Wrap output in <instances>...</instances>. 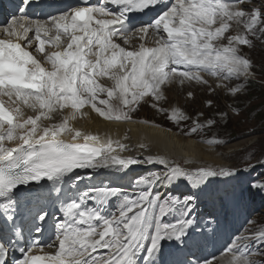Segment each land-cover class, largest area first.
Here are the masks:
<instances>
[{
  "label": "snow or ice",
  "instance_id": "1",
  "mask_svg": "<svg viewBox=\"0 0 264 264\" xmlns=\"http://www.w3.org/2000/svg\"><path fill=\"white\" fill-rule=\"evenodd\" d=\"M31 4L20 0L15 8L19 15L0 24V215L5 221L0 227V264H164L166 249L187 246L195 223L189 217L199 193L213 183L210 178L236 180L239 171L188 169L159 154L143 159L114 154L129 151V145L86 133L70 122L87 116L86 106L108 121L131 120L149 99L151 106L164 111L158 104L167 99L165 89L175 81L239 97L255 75L253 61L242 50L264 40V0L258 6L256 0H98L95 5L81 0L82 6L43 20L27 14ZM158 8L163 10L151 22L136 20V14ZM202 73L215 79L214 87ZM205 104L212 108L214 101ZM239 111L231 107L232 113ZM228 116V111L218 110L204 123L193 120L185 134L216 126L215 117ZM168 119L180 124L190 117L173 107ZM65 135H71L72 142L63 139ZM80 138L83 142H76ZM138 148L148 152L150 146L140 143ZM136 164H158L163 170L137 177L132 193L92 187L67 198L58 209L62 219L50 242L43 239L41 226L48 213L40 209L32 217L38 222L32 229L35 235L21 246L23 233L15 222L21 189L44 180L58 184L77 169L127 170ZM185 182L198 192L182 201L170 191L158 192V186L178 189ZM112 197L121 202L107 215L100 206L85 204L90 200L102 205ZM176 205H181L179 218L164 222ZM17 251L20 257L9 260ZM225 253L227 264H264L255 258L264 257V228L236 237Z\"/></svg>",
  "mask_w": 264,
  "mask_h": 264
},
{
  "label": "bare ground",
  "instance_id": "2",
  "mask_svg": "<svg viewBox=\"0 0 264 264\" xmlns=\"http://www.w3.org/2000/svg\"><path fill=\"white\" fill-rule=\"evenodd\" d=\"M97 3L98 0H94L90 4L95 5ZM162 10L163 8H159L158 11L152 13L150 15V18L148 19H146V17L141 19V17L136 16V20L140 23H149ZM235 27L236 26H234V31ZM133 43L138 45L139 41L134 40ZM202 75L209 81L210 85H215V80L206 76L207 73H202ZM173 83L175 84V86L169 85L165 89L167 99L160 101L158 104V107L162 109L164 107L163 105L173 103L170 101L175 97L176 103H174L175 105H169L168 114L173 107L181 108L182 97L180 94V90L186 91L190 88L196 89L198 86H203L202 84L196 82H185L183 85H181L178 81H175ZM171 88H177L175 91L173 90V94ZM148 101L153 102L151 99H149ZM113 103H116V101H113ZM147 104L148 103H142L139 107L147 108ZM151 105L152 104L150 103V106ZM153 110L156 109L153 108ZM84 111L88 112L89 114L87 116L78 115L77 119L71 121L70 123L74 127L80 128L86 133L99 134L102 138L110 137L113 140H121L123 143L129 145V151L119 152V150H117V152L114 154L133 157L139 156L141 159L149 154L165 155L169 160H173L180 165L183 164V166L188 169L196 167H212L216 169L220 167H226L220 164V159L219 157L215 156V153H212L210 151L208 153L206 150H209V148L207 146L205 147L201 145V143H198L194 136L184 137L185 134L184 136H181L180 134L173 131L174 128L168 126V124L164 123L158 118L157 121L153 117V119L151 117L149 118L146 112H144L145 115H136L139 118H136L134 116L135 113H132V119L129 121H108L99 117L87 106L84 108ZM59 119L60 117L58 116L57 120ZM124 137H127V139H124ZM63 139H71V135H65ZM76 142H83L82 138H80ZM140 143L149 144V151L145 152L143 149H139L138 145ZM162 170L163 167L158 164H136L132 165L127 170L116 168H101L92 170L77 169L73 174H70V178H66L58 184L54 185L52 184V182L44 180L39 184L30 185L29 190L21 189V193L18 199V205L16 207V216L18 215V213L22 214L24 220L22 219L21 222L24 221V224L20 225L26 227L25 221H28L31 224L38 223L34 222L33 220L30 221V219L35 216L40 209H43L48 213V222H43L42 224L44 227H46V235L48 236V230L51 229L52 224L55 225L60 219H62V214L58 211V209L61 207L62 202L67 198H76L84 191L92 187H114L119 188L127 193H132L136 191V189L132 188V183L137 177L148 175L149 173H159ZM77 176H79L80 179H77ZM210 179L213 181V183L208 184L207 188L203 192L199 193V197L196 202L199 206V209L192 214V217H189L195 218V223H199L202 220L199 212L200 208L203 210V214H206V212H212L214 209L213 207L219 206L218 200H220L221 198H219L220 193H223L224 189L229 188L228 185L230 178L228 177L217 176ZM189 186L190 185H188L187 182L179 185L178 189H166L164 187L158 186V192L160 194H166L169 191L171 193L178 190L186 191ZM193 190L194 192H198L197 189ZM120 202L121 198L112 197L102 205H100L99 201L90 200L86 201L85 204L87 207L100 206L104 214L107 215L116 212ZM0 203H3V201H0ZM241 208L242 206L240 203V199L237 198L235 208H233V210L236 211L237 209H239L241 211ZM164 222L174 223L175 219L171 217L167 219V216H165ZM222 222L224 223V221ZM195 223L192 229H190L191 236L187 242V246L185 247L181 245L179 246V248L166 249L165 255L163 257L164 264H180L185 260H190L185 256L193 252H197L198 255L202 257L203 260H205L207 256L210 255V251H208L203 246L204 237L208 241L218 240L217 253L220 252L219 255L212 257L207 261H210L211 264H227V254L225 252H222L221 250L226 246V240L229 239L230 231L232 232L234 230V227H226V229L223 231H210L204 234L202 233V231L198 230L195 227ZM50 235L52 239H54L55 232L52 231ZM197 245L200 247H197ZM53 250L54 249H51L50 251Z\"/></svg>",
  "mask_w": 264,
  "mask_h": 264
},
{
  "label": "rangeland",
  "instance_id": "3",
  "mask_svg": "<svg viewBox=\"0 0 264 264\" xmlns=\"http://www.w3.org/2000/svg\"><path fill=\"white\" fill-rule=\"evenodd\" d=\"M256 3L258 5L259 0H256ZM242 54L253 61L255 75L247 83L246 91L241 93L239 97L228 96L222 90L212 93L209 91L208 85L198 86L196 89L190 88L186 91L180 90L182 97L181 109L190 117L189 120L181 121L180 124L168 119V107L169 105H175V97L170 101L173 103L163 105L162 109L164 111H158L157 108L150 106V103L153 104V102L148 101L147 108L139 107L134 112L136 118H139L136 115H145L144 112H146L149 118L153 117L156 121L158 119L163 121L174 128L173 131L181 136L188 132L193 120L199 118L200 122L204 123L205 118L214 117L218 110L229 112L228 117H215L218 120L216 126L205 127L195 134H185L184 136H194L198 143L209 148V150H206L208 153L210 151L219 157L221 165L236 168L239 171L238 179H229V188L220 193L219 206L213 207V211L206 212V214H203V210L200 208L199 212L203 221L195 223V227L204 234L210 231H223L226 227H234V230L230 231L229 239L226 240V246L221 250L222 252H225L227 246L236 237L249 235L256 229L264 228V188L252 186L253 184L264 185V40L254 41V47L251 49L244 47ZM206 76L215 80L208 74ZM171 85L175 86L174 83ZM176 89L171 88L172 94L173 90ZM189 92L194 94L193 97L188 96ZM209 99L214 101L212 108L206 107L205 102ZM152 107L156 110H153ZM231 107H238L240 109L239 114L232 113ZM201 112L204 113V117H198V113ZM213 140L218 141V143L209 142ZM181 165L185 168L183 164ZM245 169L247 170L245 171ZM192 192L194 190L189 186L186 191H174L171 195L179 197L182 201L185 195L192 194ZM237 198L240 199L241 211L239 209H237L238 211L233 210ZM180 207L181 205L174 206L172 211L165 215L167 219L170 217L175 220L179 218L180 211L178 209ZM198 207L197 204L195 211L199 209ZM203 242V246L210 251V255L205 260L220 254V252L217 253L218 240L208 241L204 237ZM197 247L200 246L197 245ZM196 254L194 253L192 256L187 254L185 257L190 260L199 258L202 264L204 260L199 255L195 257ZM255 258L264 259V257Z\"/></svg>",
  "mask_w": 264,
  "mask_h": 264
}]
</instances>
